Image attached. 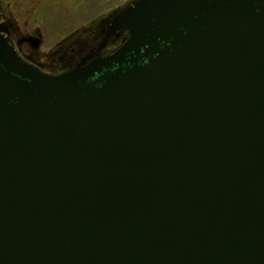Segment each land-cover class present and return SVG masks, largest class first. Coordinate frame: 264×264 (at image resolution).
Returning a JSON list of instances; mask_svg holds the SVG:
<instances>
[{"label":"water","instance_id":"95a60500","mask_svg":"<svg viewBox=\"0 0 264 264\" xmlns=\"http://www.w3.org/2000/svg\"><path fill=\"white\" fill-rule=\"evenodd\" d=\"M97 24L58 75L0 34V264H264V0Z\"/></svg>","mask_w":264,"mask_h":264},{"label":"rangeland","instance_id":"374dc122","mask_svg":"<svg viewBox=\"0 0 264 264\" xmlns=\"http://www.w3.org/2000/svg\"><path fill=\"white\" fill-rule=\"evenodd\" d=\"M130 0H0V6L10 15L20 36L41 33L42 44L34 53L25 46L27 54L41 63H50V57L60 45L73 43L79 33L87 35V29L113 10ZM93 28V27H92ZM75 35L66 44L70 35ZM77 36V37H76ZM73 40V41H72ZM72 41V42H71ZM115 46L110 44L108 51Z\"/></svg>","mask_w":264,"mask_h":264},{"label":"flooded vegetation","instance_id":"af4514ba","mask_svg":"<svg viewBox=\"0 0 264 264\" xmlns=\"http://www.w3.org/2000/svg\"><path fill=\"white\" fill-rule=\"evenodd\" d=\"M0 12H1V16H2L0 19V34H3V35L6 34L9 36L10 42L14 46V48L16 49L18 54L28 63L33 64L35 66H38L41 70H43L45 72H48L51 74H58V73H61V72H64V71L70 69L75 64V62L78 60V58L74 57L75 56V53H74L75 50H73L72 53L67 52V55H68V59H67L65 53L60 55V56L56 55V53L58 51V49H56L53 53V56L50 57V59H51L50 63L46 64V63H41V62L37 61L33 57L34 54L30 55V54H27L25 52V50H26L25 46H29L30 48H32V51L34 53V51L36 49L33 48L31 43L28 42L27 39H29L31 36H37L38 33H36L34 35H29V36H23V37L20 36L18 34L16 25L11 20L10 15H8L7 11L3 10L1 8V6H0ZM97 22L93 21V23L95 25H97ZM95 25H91L93 28L89 27L86 32H88V34L93 33V31L95 29ZM5 31L7 33H5ZM82 33H84V32L81 31L79 33H74V34L84 35ZM73 35L68 36L66 39H68L69 37H71ZM120 37H124V32L121 33ZM120 43H121V41H120ZM108 46L103 49L102 53L109 54L111 51H114V49L116 48V45H113V46H115V48L113 50L108 51V49H107Z\"/></svg>","mask_w":264,"mask_h":264}]
</instances>
